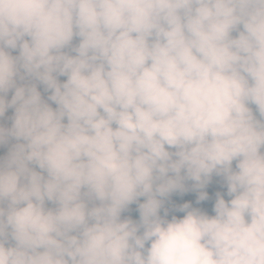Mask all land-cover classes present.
<instances>
[{
	"label": "clouds",
	"instance_id": "clouds-1",
	"mask_svg": "<svg viewBox=\"0 0 264 264\" xmlns=\"http://www.w3.org/2000/svg\"><path fill=\"white\" fill-rule=\"evenodd\" d=\"M5 146L0 264H264V0H0Z\"/></svg>",
	"mask_w": 264,
	"mask_h": 264
},
{
	"label": "crops",
	"instance_id": "crops-1",
	"mask_svg": "<svg viewBox=\"0 0 264 264\" xmlns=\"http://www.w3.org/2000/svg\"><path fill=\"white\" fill-rule=\"evenodd\" d=\"M209 187H211V191H210L211 194L210 195H212L211 197H213V201H214V193L216 191H221V192L226 191V189L223 188L222 178H219V177H213L212 183L210 184ZM196 197H197V193L190 191L188 193L180 195L176 199L170 200V202L166 206L171 208L172 205H179L182 203H192L193 206L208 209L210 212L211 203L210 202H202L200 205H196L195 204ZM225 198L227 199V197H225ZM175 214L176 215H183L182 213H175ZM210 214H211V212H210Z\"/></svg>",
	"mask_w": 264,
	"mask_h": 264
},
{
	"label": "rangeland",
	"instance_id": "rangeland-1",
	"mask_svg": "<svg viewBox=\"0 0 264 264\" xmlns=\"http://www.w3.org/2000/svg\"><path fill=\"white\" fill-rule=\"evenodd\" d=\"M61 79L63 80L64 78L62 77ZM253 108H254V106H253ZM254 111H255V109H254ZM10 115H11V110H9V112L6 114V116H10ZM256 115H257V118H259L258 113H256ZM5 122L8 123V124H10V122H8L7 120H6ZM6 152H7V146H5V147H0V155H4ZM170 200H171V199H170ZM172 206H173V205H172ZM138 218H139V217H138V213H137L135 219H138Z\"/></svg>",
	"mask_w": 264,
	"mask_h": 264
},
{
	"label": "trees",
	"instance_id": "trees-1",
	"mask_svg": "<svg viewBox=\"0 0 264 264\" xmlns=\"http://www.w3.org/2000/svg\"><path fill=\"white\" fill-rule=\"evenodd\" d=\"M214 177H215V176H214ZM211 183H212V182H211ZM211 183H210V184H211ZM209 186H210V185H209ZM209 186H208V188L206 189V191H208V193H209V195H210V194H211V193H210V191H211V187H209ZM180 195H181V194H174V195L171 197V200H172V199H176V198H178ZM210 196H212V195H210Z\"/></svg>",
	"mask_w": 264,
	"mask_h": 264
},
{
	"label": "water",
	"instance_id": "water-1",
	"mask_svg": "<svg viewBox=\"0 0 264 264\" xmlns=\"http://www.w3.org/2000/svg\"><path fill=\"white\" fill-rule=\"evenodd\" d=\"M132 209H133V211L131 212V216H132L133 219H135V217L137 215V212L134 211L135 205L132 206ZM125 215H129V213H125Z\"/></svg>",
	"mask_w": 264,
	"mask_h": 264
}]
</instances>
